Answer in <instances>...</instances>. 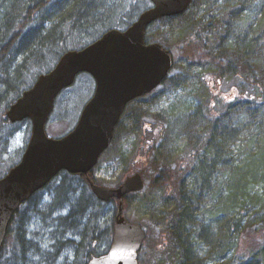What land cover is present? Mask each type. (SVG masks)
<instances>
[{"label": "trees", "instance_id": "trees-1", "mask_svg": "<svg viewBox=\"0 0 264 264\" xmlns=\"http://www.w3.org/2000/svg\"><path fill=\"white\" fill-rule=\"evenodd\" d=\"M21 1L0 0V9L2 7L1 2L5 5L3 6L5 11L0 16V140H4L12 134L18 124V122L13 123L6 116L10 105L16 102L24 91L35 84L34 82L40 74L47 73L52 69L61 55L70 49H81L83 46L92 43V41L102 37L106 30L114 29V27L125 29L133 24L132 22L135 21L139 13L152 5L151 0H141L137 5L131 4L132 6L121 7L118 10L119 14L114 11L112 15L98 17L90 27L85 28L82 25L84 18L81 17V13H84L86 8L90 6L91 2H88V0H66L70 8L68 11L58 13L54 18H51L48 13L58 0H31V2L24 0L23 7L20 8L15 2ZM219 1L221 5L216 7L219 11L209 23L202 24L201 21L196 20L191 10L192 7H190L188 11L180 15L160 18L148 28L150 30L158 22L164 23L169 19H176L178 21L176 27L180 32V36L182 34L183 38H185V35L187 36L185 54L189 59L196 56L193 51L201 49L200 41H202L204 34L208 32L207 34L213 37V44L209 46L210 50L205 51L206 61L204 63V65L206 63L212 64L213 77L212 79L202 78L204 79V87L202 86V90L198 91L196 95L199 103L194 109L195 111L192 106H185L184 109L180 110L174 107L167 110L164 114L166 119L163 117L166 127L164 124H155L156 126L153 127L154 124L140 123L139 125L137 123V129L140 135L142 134L141 148L138 152H135V155L130 156L131 161L124 175L125 177L136 171L142 173L145 168L149 169L147 166L140 165L141 160L144 159L151 164L149 167L153 171L149 175L151 188L164 190L165 187H172L177 189L175 194L176 209L164 219L166 232L168 230L170 234L168 239L171 242L169 264H264V224L261 225L262 228L257 227L252 230L253 233L248 234V240H245L243 230L235 229L231 236L218 234L209 243L210 248L213 246V252H206L208 256L202 257L199 261L190 256L191 253L181 243L182 235L178 234L180 228L178 221L189 214L190 211H193L192 209H196L200 203L192 204L190 205L191 209L186 210L184 199L192 196L198 201H205V198L210 196L208 194L210 189L204 185L207 181L202 180L206 179L205 175L211 173L208 171V167L204 168L209 153V142L215 139L219 132L231 137L235 136L244 126L252 124L257 132L264 129V0H195L191 6L206 3L208 4L206 8L208 7L209 13L212 14L216 10L214 5ZM135 9L137 14L134 18L131 10ZM47 10L48 13L45 15ZM94 12L96 13V11L91 10L88 13ZM31 17H34L35 20L27 24L26 21ZM148 30L147 42H161L169 49L170 45L166 36L155 37L152 33H148ZM83 37L86 40H83ZM230 39H232V42L229 41ZM244 43H246L245 46H250V48L246 52H241L240 47ZM14 49H20L23 55L26 54L25 63L16 64L12 68L3 61V53H12L15 51ZM203 49L204 47L201 50ZM215 49L218 50L216 53L222 52V56L216 59L214 58ZM28 58L31 63L30 66H26ZM176 64L177 60L175 58L173 66ZM172 81L174 80L168 78L164 83ZM225 86H228V90L232 92L229 99L218 96V93L225 92L223 91ZM214 87L217 88V91L214 93L215 99L213 101L210 97ZM204 88L209 89L206 99L202 94ZM236 105H242L241 109L237 108ZM232 107H236V110H233ZM122 120L123 118L118 123L113 143L117 139V132ZM163 137H169L174 141L176 138L184 137L191 145L190 148L186 149L184 156L176 164L175 169L168 165L160 167V163L155 158L157 157L155 156L157 143ZM253 138L249 141L243 140L240 148L249 151L250 148L252 149L255 146V143L259 146L261 141H257L255 137ZM235 159V156L231 155V159L228 160L231 162L228 164L233 166ZM16 163L15 161L6 162L0 152V177L4 176L8 169ZM260 166L264 168V165ZM224 169L225 165L222 164L216 175ZM95 171V169L91 171L89 176L97 183H102L100 179L95 178ZM261 171L263 170L261 169ZM244 173L245 170L238 175L243 176L247 181H251L250 177ZM187 175H191L193 178L192 183L187 188H183L182 184ZM60 176H63V178L56 188V195L52 203L48 205V210L54 211L56 207L60 206L58 203L62 199L68 200L70 205L74 207L75 202L70 201L73 193L77 191L74 190V183L75 181L79 182V180L83 182V193L88 194L89 199L95 205L99 207L104 205L92 192L87 181V175L64 171ZM66 181L68 186H64ZM122 181L123 178L117 184ZM257 183L262 184L264 188L263 180L251 181L253 186ZM39 193L41 192L34 193L31 199L21 204V208L12 217L6 243L0 249V264H22L24 260H27L24 256L20 257L17 251V239L24 242V234L28 233L26 214L31 213V210L34 209L40 210L42 199ZM211 195L215 196L218 207L226 204L228 198L221 196L220 191L213 190ZM130 196L124 197V202H126L125 213ZM235 198H238L236 204L242 201L240 196ZM77 201L76 204H79L80 200ZM111 202L117 204V199H113ZM236 204L233 205L234 213L232 217H237L243 222L242 219L248 215L250 221L246 225L249 226L257 222L256 215L264 213L263 207L261 210L257 207L251 210H243L247 206L243 207L239 204V207ZM25 205H27V209H24ZM83 205L80 202V206L83 207ZM114 219L115 214L110 225L104 229L98 225L99 219H97L93 225V231L95 230V232H92V222L88 221V224L84 225L83 222L86 219L80 214H68L66 217L59 218V221L71 223L73 233L83 228L81 239H75L78 242L75 251L77 257L83 252L85 257H81V260H83V264H88L91 257L100 254L102 243L112 240ZM262 219L264 221V217ZM146 229L148 235L146 242H151L154 240L151 231L147 227ZM221 231L223 230H219V232ZM164 242L165 235L161 234L159 238L153 241V247L162 246ZM7 246L11 247L8 256L6 253ZM218 246L220 248H217ZM221 250L226 253L230 250L234 254L233 258L222 255ZM4 251L6 257L3 255ZM227 258H229L228 262L226 261Z\"/></svg>", "mask_w": 264, "mask_h": 264}, {"label": "water", "instance_id": "water-1", "mask_svg": "<svg viewBox=\"0 0 264 264\" xmlns=\"http://www.w3.org/2000/svg\"><path fill=\"white\" fill-rule=\"evenodd\" d=\"M192 1L152 0L153 5L125 30H108L81 50L64 53L54 68L41 74L10 106L8 118L12 122L30 118L32 133L19 163L0 178V248L20 204L60 171L88 174L114 139L128 103L153 91L168 76L174 55L160 42L146 43V31L161 17L185 12ZM82 72L95 80L94 95L84 105L71 132L61 138L49 136L46 124L56 98ZM89 182L98 199L117 198L119 203L110 250L92 257L89 264H138L146 230L123 214V197L141 191L145 179L135 172L119 187L96 184L91 178Z\"/></svg>", "mask_w": 264, "mask_h": 264}, {"label": "rangeland", "instance_id": "rangeland-1", "mask_svg": "<svg viewBox=\"0 0 264 264\" xmlns=\"http://www.w3.org/2000/svg\"><path fill=\"white\" fill-rule=\"evenodd\" d=\"M140 2L141 0H115L114 5H105V11H103L104 15L102 17L111 15L114 11L118 12L121 7L130 6L131 4L137 5ZM207 5L208 4L206 3H202L201 5L195 4L191 6V10L193 11L196 20L201 21L202 24L209 23V21L214 18L215 14L219 11L216 7L221 5V2L219 1L214 5L216 10H214L212 14L209 13L207 9L208 7L206 8ZM106 7L108 9H106ZM3 8L2 12L5 11V7ZM2 12H0V16ZM131 12L135 18L137 14L136 9L131 10ZM177 23L178 21L176 19H169L164 23L158 22L152 26L150 30H148V33H152L155 37H167V42L170 45L169 49L173 52L177 60V64L170 74V78H173H169V80L174 81L161 84V86L156 88L150 94L144 95L128 105V108L123 116V120L120 123L121 125L117 132L116 141L112 144L108 152L102 156L100 162L95 168L96 171L94 172L95 178L100 179L102 184L108 187L116 186L118 181L124 177L129 167V162L131 161L130 156L132 154L135 155V152H138L141 148L142 134L140 135L137 129V123L139 125L140 123L148 125L154 124L152 125L153 127L156 126L155 124H164L166 127L164 123L166 115L164 116V114L167 110H170L173 107L180 110L184 109L185 106H192L194 110L199 103L196 95L198 91L200 92L202 90V86L204 87V79H212L213 77L211 70L212 64L206 63L204 65L206 61L205 51L207 49L210 50L209 46L213 44L212 35L207 34L208 32L203 35L200 44L201 49L203 47L204 49H196L193 51V54L196 53V56L193 57V59H189L187 58V54H185V42L187 40V36L185 35V38H183V34L180 36V32H178L176 27ZM82 39L86 40L85 37ZM216 51L217 50L215 49L214 52L216 53ZM228 84H230V82H228ZM94 85L95 81L92 80L91 76L87 73H82L71 88L61 92L62 94L56 102V109L47 126L50 136L61 137L73 129L75 123L80 117V113L85 105V102H87L94 94ZM216 91L217 88L214 87L210 97L213 101L215 99L214 93H216ZM223 91L225 92L218 93L219 97L225 99L231 98L232 92L228 90V86H225ZM208 92L209 89L204 88V92L202 94L205 99ZM14 129L15 131L6 137V139L0 140V152L3 159L8 163H11L12 161L18 162L24 152L23 150L29 142L32 128L30 121H25L18 123ZM157 145L158 147L155 150V156L157 157L155 158H157V162L160 163V167L168 165L172 169H175L176 164L181 161L186 149L191 147V145L188 144L187 138L184 137L176 138L175 141L173 139H169V137H163L158 141ZM240 146V143H238V147ZM236 150L237 149L235 148L234 151ZM141 161V166H147L149 168L147 169L144 167L145 169L143 171L146 183L141 191L130 196L128 200V208L125 214H127L132 221H137L149 228L152 239L156 240L161 236V234L165 235V242L162 246H157L156 248L153 247L154 240L146 242L140 254V258L142 259L141 264H169V248L171 246V242L168 239L170 234L168 230L166 232L164 218L167 214L176 209L177 200L175 198V194L177 189H173L172 187H165L164 190L151 188V179H149V175L153 172L149 167L151 164L144 159ZM62 178L63 176L57 177L54 179L49 188L42 191L40 194L42 196L40 210L37 211L38 209H34L31 210L30 213L31 219L28 223V231H30V235H37V233L38 236L43 235L44 242L42 244L44 247L50 244L52 233L59 234L58 219L56 218L57 220H54L53 218H47V214L49 213L45 214L44 212L48 210V205L52 203L56 195V188L60 184ZM82 183L83 182L79 180V183L76 185L81 186ZM81 192L82 190L78 189L76 193H73V198H77ZM114 206V203H104L101 208L98 206L101 209L100 213L102 215V217H100L101 220L99 219L100 221L98 222V225L101 226L102 229L110 225ZM27 208V205H25L24 209ZM59 208L60 207H56L54 209V217L66 215L65 213L68 210L65 208L61 211ZM49 220H52V225L50 227L45 226V223ZM184 221L185 219L183 217L178 222L180 225H183ZM257 227L260 228L261 225H257ZM257 227H253V229L249 230L248 234H250V232ZM82 229L79 230V238L81 237V232L83 231ZM92 232H95V230L93 231V226ZM96 233L98 234V232ZM248 234H246L245 240H248ZM65 238H67V236ZM79 238H77V240H80ZM203 243H205V241L200 243L202 244L200 245L202 247V252L208 249L203 247ZM109 245V241H104L100 247V253L107 251L109 249ZM10 249L11 247L7 246V256ZM202 252L194 250V252L191 253V256H193V259L199 261V259L202 258ZM6 253L5 251L3 252L4 257H6ZM66 254L67 256L70 255L72 258L77 257L76 251L71 252L68 250ZM41 258V253L34 251L27 254V260H24L22 264H37L35 261L38 259L41 260ZM80 261L83 262V260ZM64 262L65 261L61 259L57 262V264H65Z\"/></svg>", "mask_w": 264, "mask_h": 264}, {"label": "bare ground", "instance_id": "bare-ground-1", "mask_svg": "<svg viewBox=\"0 0 264 264\" xmlns=\"http://www.w3.org/2000/svg\"><path fill=\"white\" fill-rule=\"evenodd\" d=\"M23 1L24 0H22L21 2H15V4L19 5V7L21 8L23 7ZM26 2H31V0H26ZM88 2H91L90 6L86 8L84 13H81V17L84 18L82 25L85 28L90 27L97 20L98 16L102 17L104 15L103 11H105V5L115 4V0H88ZM1 5L2 7L0 9V12L3 11V6H5L3 2H1ZM69 8L70 5L66 2V0H58L53 8L50 9L49 13L48 10L46 11L45 15L48 13L51 18H54L58 13L68 11ZM106 9L108 8L106 7ZM91 10H95L96 13H88ZM33 20H35V18L31 17L28 19V21H26V23L30 24ZM231 40L232 39H230L229 41L232 42ZM245 44L246 43L242 44V47H240L241 52H246L249 50L250 46L247 47L245 46ZM14 50L15 51L12 53H3V61L12 68H14L16 64L18 65L21 63H25L26 53L23 55L20 49ZM215 56V59L219 56H222V52H217ZM26 61V66H30L31 63L29 61V58ZM236 107L241 109L240 107H242V105H236ZM236 107H232L233 110H236ZM262 134H264V129H261V131L257 132L254 125L252 124L246 127L244 126L239 132H237L235 136L231 137H228V135H225L223 132H219L217 137L209 142V153L208 158L206 159V162L204 164V168L208 167V171L211 173L205 175L206 179L202 180L207 181L204 183V185L206 188L210 189L208 190V194L211 197H206L205 201H198L192 196H188L186 197V199H184V206L186 210L191 209L190 205L196 203L198 204L199 202L200 203L197 205L196 209H192L195 212L190 211L189 214H186L184 216L185 221L183 225H180L178 231V234L182 235V245L190 253H193L194 250L202 252V247L200 246L202 244L200 243L202 241H205V243H203V247L208 249L206 251L204 250L201 255L202 257H207L208 255L206 254V252H213V246L210 248L211 245L209 243H211L218 234L231 236L235 232V229H238L243 230L245 234L244 236H246L249 230L253 229V227L264 224V221L262 219L264 217V213L256 215L257 222L251 226L246 225V223L250 221L248 215H246L242 219L243 222L237 217H232V214L234 213L233 205L236 204V201L238 199L235 197L238 196L242 198V201L239 202V204H241L243 207L247 206L243 208V210H251L254 207H257L260 210L262 209V207L264 208V188L262 184L257 183L254 186L251 184V181L254 182L255 180L264 181V168L260 166L264 165V136H262ZM253 137H255L257 141H261V143H259V146H257V144L255 143V146H253L252 149L250 148L249 151H244L243 149L238 147V143H240L241 145L243 140L245 141L246 139V141H249ZM235 148L237 149L236 151H234ZM231 155L235 156L236 158L234 160L233 166L228 164L231 162L228 161L231 159ZM222 164L225 165L224 171H222L221 173L219 172L216 175ZM261 169L263 171H261ZM243 170H245L244 174L248 175L251 181H247L243 178V176L238 175L242 173ZM192 179L193 178L191 177V175H187V178L182 184L183 188H187L188 186H190L192 183ZM78 183L79 182L75 181L74 190L81 189L82 192L77 196V198H73V194L71 197L72 200L70 201L75 202L73 204L75 208L70 205L68 200L62 199L60 200V203H58L60 205L59 209L62 211L66 208V210H68L67 212L65 211L66 215L80 214L86 219L83 222L84 225L88 224V221H90L92 222L93 226L96 223V220L102 217L100 213L101 207L99 208L97 205H95L91 201V199H89L88 194L83 193L84 186L76 185ZM122 183L123 181L120 182V184ZM64 186H68L67 181L65 182ZM246 188H248V190L245 191ZM213 190L220 191L221 196L223 195V197L228 198L226 200V204L222 205V207H218V203L214 198L215 196L211 195ZM77 200H80V202L84 204L83 207L80 206V202L79 204H76L78 202ZM239 204H236V206L238 205L240 207ZM118 210L119 203L115 204L114 209L112 210L113 215L111 216V219L115 214L114 220L116 221ZM47 211L44 212L45 214L49 213L47 214V218H53L54 220L56 218L58 219L59 234L52 233L50 244L44 247L42 244L44 242V236H38V233L37 235H30V231H28L27 234H24V242L17 239V251L19 252L20 257H25L29 253L38 251L39 253H41L42 258L41 260L38 259L35 261V263L37 264H57V262L61 259L65 261V264H83V262L80 261L81 257H85L83 252L80 254L81 256L79 255L78 257L74 258L70 257V255L67 256L66 254L68 250H70L71 252L76 250V245L78 244V242L75 239L76 237L79 238V230L78 232L73 233V227L71 223H65L64 221H62L63 219L59 221V218L66 217V215H60L61 217H54L55 212L53 210L49 209ZM26 215V229H28V223L30 222L31 218L30 213H27ZM168 215H170V213L167 214V216ZM167 216L165 218H167ZM100 220H98V222ZM52 223V220H49L45 223V226L50 227ZM219 230L223 231L219 232ZM66 236L67 238H65ZM217 248L220 247L218 246ZM220 253L224 256L227 255L230 258H233L234 256V254L230 252V250L227 253L224 250H221ZM228 260L229 258L226 259L227 262Z\"/></svg>", "mask_w": 264, "mask_h": 264}]
</instances>
